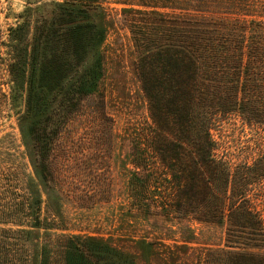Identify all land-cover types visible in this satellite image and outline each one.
Segmentation results:
<instances>
[{"label":"trees","instance_id":"obj_1","mask_svg":"<svg viewBox=\"0 0 264 264\" xmlns=\"http://www.w3.org/2000/svg\"><path fill=\"white\" fill-rule=\"evenodd\" d=\"M62 1L52 12L44 6L26 12L30 21L36 15L33 44L56 50L37 60L32 53L20 118L28 125V157L49 199L62 193L60 166L69 160L61 159L67 144L60 136L91 117L99 138L106 134L101 107L95 105L96 115L85 107L101 73L99 7L94 0ZM142 5L153 10L145 32L135 33V69L154 128L145 145L132 148L129 196L149 218L223 227L224 247L206 251L197 264H264V0ZM231 118L262 134L251 163L233 166L219 153L213 131ZM8 202L0 220V264H134L93 238L39 232L49 227L39 218L38 198L23 193Z\"/></svg>","mask_w":264,"mask_h":264},{"label":"rangeland","instance_id":"obj_2","mask_svg":"<svg viewBox=\"0 0 264 264\" xmlns=\"http://www.w3.org/2000/svg\"><path fill=\"white\" fill-rule=\"evenodd\" d=\"M94 1L91 5L99 7L95 17L104 30L96 50L101 73L96 92L85 107L91 114L98 108L95 105L101 107L106 134L99 138L95 117H91L89 122H74L60 136V144L67 145L59 155L69 160L60 166L65 175L62 193H53L49 199L28 157V125L20 118L32 53L37 60L56 50L33 44L36 15L30 21L26 12L43 6L52 12L56 3L66 2L0 0V220L9 208L8 201L20 200L25 193L40 201L39 218L49 227L40 229L41 233L90 237L128 255L134 264H197L206 251L224 247V228L146 217L129 196L132 148L145 145L144 138L154 128L135 69V33L145 32L153 9L142 5L149 0ZM157 11L168 12L160 7ZM57 55L66 57L62 50ZM85 61L77 64L83 66ZM213 134L221 145L219 153H226L233 166L251 163L260 153L262 134L238 118L224 120Z\"/></svg>","mask_w":264,"mask_h":264}]
</instances>
